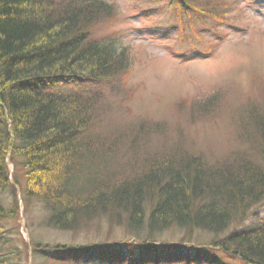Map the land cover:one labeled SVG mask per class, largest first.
I'll use <instances>...</instances> for the list:
<instances>
[{
  "label": "trees",
  "instance_id": "obj_1",
  "mask_svg": "<svg viewBox=\"0 0 264 264\" xmlns=\"http://www.w3.org/2000/svg\"><path fill=\"white\" fill-rule=\"evenodd\" d=\"M163 1L194 27L232 22L228 0ZM118 16L104 0H0V220H19L22 206L27 215L36 202L48 214L47 227L68 232L95 212L109 220L123 212L125 231L136 240L32 243V250L57 263L131 264L136 252L176 262L221 252L231 260L264 264V226L231 231L264 205V162L253 165L249 154L220 164L185 157L156 162L148 171L142 166L134 177L139 164L133 161L139 158L131 133L101 131L104 88L124 87L131 68L128 49L102 33ZM63 84H93V90L62 96L37 91ZM247 126L264 159V115ZM131 142L130 148L121 145ZM174 225L187 242L161 240ZM197 231L213 236L211 246L194 243ZM17 255L0 254V264H21L11 259Z\"/></svg>",
  "mask_w": 264,
  "mask_h": 264
},
{
  "label": "rangeland",
  "instance_id": "obj_2",
  "mask_svg": "<svg viewBox=\"0 0 264 264\" xmlns=\"http://www.w3.org/2000/svg\"><path fill=\"white\" fill-rule=\"evenodd\" d=\"M104 1L115 6L119 16L114 25L101 28L102 33L128 49L131 68L124 87L118 83L104 88L101 131L131 133L133 155L139 158L133 161L139 164L134 177L156 162L185 157L220 164L249 154L253 165L263 163L261 143L251 138L247 124L264 115V0H228L233 3L232 22L224 27L213 23L194 27L186 17L183 23L176 8L163 0ZM87 89L92 91L93 84L42 86L37 91L62 96ZM132 143L121 145L130 148ZM154 201L148 202L145 221ZM5 205L12 208L10 193ZM104 214L95 212L73 231L63 232L44 224L48 214L40 203H33L27 215L22 206L21 219L0 220V254H20L11 259L21 264H102L57 263L32 250V243L75 246L136 240L125 231L122 211L110 220ZM262 226L264 205L231 231ZM161 238L166 243L187 242L175 225ZM194 240L211 246L213 236L197 231ZM164 241L157 245L164 246ZM134 258L131 264H246L221 252L176 262L155 252H136Z\"/></svg>",
  "mask_w": 264,
  "mask_h": 264
}]
</instances>
